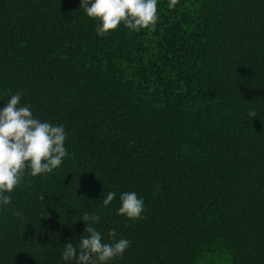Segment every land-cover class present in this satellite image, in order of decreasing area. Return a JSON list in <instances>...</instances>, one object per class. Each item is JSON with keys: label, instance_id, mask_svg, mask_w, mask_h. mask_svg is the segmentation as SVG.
Segmentation results:
<instances>
[{"label": "trees", "instance_id": "1", "mask_svg": "<svg viewBox=\"0 0 264 264\" xmlns=\"http://www.w3.org/2000/svg\"><path fill=\"white\" fill-rule=\"evenodd\" d=\"M169 4L100 36L81 0H0V110L20 94L68 153L5 193L0 264H77L84 213L131 242L107 264H264V0Z\"/></svg>", "mask_w": 264, "mask_h": 264}, {"label": "clouds", "instance_id": "2", "mask_svg": "<svg viewBox=\"0 0 264 264\" xmlns=\"http://www.w3.org/2000/svg\"><path fill=\"white\" fill-rule=\"evenodd\" d=\"M177 2L170 0L169 6L173 7ZM81 7L90 18L100 21V26L96 28L100 36H106L121 24L136 31L154 29L158 19L157 0H81ZM20 99V94L13 95L0 110V204L4 206L11 203V197L5 193H12L16 189L26 168L30 169L33 177L51 173L61 166L68 155L64 147V127L33 118L28 107H17ZM248 115L257 116L254 111ZM114 199L115 193L109 192L103 204L108 206ZM120 201L119 214L130 220L142 218L144 202L135 192L123 193ZM15 214L22 215L20 212ZM80 218L90 222L85 229L88 235L79 241L78 248L72 243L66 244L63 260L75 259L77 264H107L113 258L122 256L129 247L131 242L126 239L111 244L102 242L101 233L93 227L99 222V215L84 213ZM116 235L114 230L110 231L109 239Z\"/></svg>", "mask_w": 264, "mask_h": 264}]
</instances>
